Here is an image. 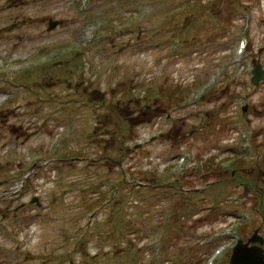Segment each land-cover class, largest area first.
Instances as JSON below:
<instances>
[{
	"label": "rangeland",
	"instance_id": "1",
	"mask_svg": "<svg viewBox=\"0 0 264 264\" xmlns=\"http://www.w3.org/2000/svg\"><path fill=\"white\" fill-rule=\"evenodd\" d=\"M253 59L264 0H0V264H205L224 247L228 264L264 237Z\"/></svg>",
	"mask_w": 264,
	"mask_h": 264
},
{
	"label": "water",
	"instance_id": "2",
	"mask_svg": "<svg viewBox=\"0 0 264 264\" xmlns=\"http://www.w3.org/2000/svg\"><path fill=\"white\" fill-rule=\"evenodd\" d=\"M57 26V22H49L48 31H51ZM251 82L257 85L262 79H264V70L260 63L253 62ZM256 242V239L252 237L248 243ZM260 251V250H259ZM255 250H246V245L241 242L233 249V253L229 259V264H264L263 254Z\"/></svg>",
	"mask_w": 264,
	"mask_h": 264
},
{
	"label": "flooded vegetation",
	"instance_id": "3",
	"mask_svg": "<svg viewBox=\"0 0 264 264\" xmlns=\"http://www.w3.org/2000/svg\"><path fill=\"white\" fill-rule=\"evenodd\" d=\"M239 179V178H238ZM263 217L264 216H262L259 212H257V214H256V218H258L259 220H262L263 221ZM255 229H258V231H259V234H261L262 235V232H261V229L259 228V225L258 226H256V227H254L253 229H252V231L251 232H253ZM251 234V233H250ZM263 236V235H262ZM249 236H247L246 238H245V240L248 238ZM244 240V241H245ZM263 242V241H262ZM251 245H248V247H250ZM261 249H262V251H263V253H264V242L262 243V244H260V246H259ZM259 247H256L257 248V250L259 249Z\"/></svg>",
	"mask_w": 264,
	"mask_h": 264
},
{
	"label": "trees",
	"instance_id": "4",
	"mask_svg": "<svg viewBox=\"0 0 264 264\" xmlns=\"http://www.w3.org/2000/svg\"><path fill=\"white\" fill-rule=\"evenodd\" d=\"M231 166L234 167V168L240 167L241 166V162H239V164H236V165H235V163L231 164Z\"/></svg>",
	"mask_w": 264,
	"mask_h": 264
}]
</instances>
